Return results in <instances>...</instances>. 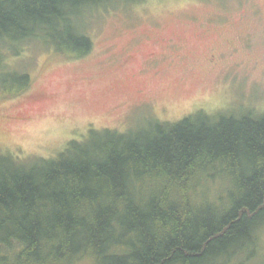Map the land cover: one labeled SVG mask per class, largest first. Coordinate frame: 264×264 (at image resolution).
<instances>
[{"label":"trees","instance_id":"obj_1","mask_svg":"<svg viewBox=\"0 0 264 264\" xmlns=\"http://www.w3.org/2000/svg\"><path fill=\"white\" fill-rule=\"evenodd\" d=\"M123 2L144 0H0V97L31 80L10 55L81 57L88 15ZM263 234L264 111L89 128L47 158L0 149V264H264Z\"/></svg>","mask_w":264,"mask_h":264},{"label":"rangeland","instance_id":"obj_2","mask_svg":"<svg viewBox=\"0 0 264 264\" xmlns=\"http://www.w3.org/2000/svg\"><path fill=\"white\" fill-rule=\"evenodd\" d=\"M87 21L92 47L81 57L32 43L9 56L31 80L0 97V149L47 158L89 128L125 132L199 109L264 111V0L123 2ZM259 247L264 258V234Z\"/></svg>","mask_w":264,"mask_h":264}]
</instances>
